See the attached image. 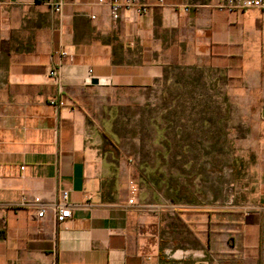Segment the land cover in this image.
I'll return each mask as SVG.
<instances>
[{"label": "crops", "instance_id": "crops-1", "mask_svg": "<svg viewBox=\"0 0 264 264\" xmlns=\"http://www.w3.org/2000/svg\"><path fill=\"white\" fill-rule=\"evenodd\" d=\"M220 1L135 0L145 14L113 20L96 0H0V264H264V7ZM174 65L204 66L255 105L261 157L243 203L141 207L133 168L102 147L88 106L125 92L154 104ZM61 190L71 216L58 224Z\"/></svg>", "mask_w": 264, "mask_h": 264}, {"label": "rangeland", "instance_id": "rangeland-1", "mask_svg": "<svg viewBox=\"0 0 264 264\" xmlns=\"http://www.w3.org/2000/svg\"><path fill=\"white\" fill-rule=\"evenodd\" d=\"M134 97L125 92L88 109L102 147L133 168L138 205L243 203L261 157L254 104L195 65L167 67L156 103Z\"/></svg>", "mask_w": 264, "mask_h": 264}, {"label": "built area", "instance_id": "built-area-1", "mask_svg": "<svg viewBox=\"0 0 264 264\" xmlns=\"http://www.w3.org/2000/svg\"><path fill=\"white\" fill-rule=\"evenodd\" d=\"M161 2V0H159ZM98 5H107L110 16L113 20H117L121 17V13L124 9H133L137 14H145L148 11V6L140 5L135 2V0H96ZM62 2L56 1L52 3V9L54 12H59L61 9ZM264 0H221L218 9L227 11H241L248 8H263ZM187 8L185 7V10ZM93 19L95 16L90 15ZM61 55H65V51L59 52ZM51 76H55V71L53 69L49 70ZM49 103L54 106L64 105L63 100L53 98L49 100ZM132 202V199H129ZM31 205L34 206L36 215L38 218L44 217L47 205L41 202L40 197L34 196L31 200ZM51 208L54 212L55 220L58 224L64 222L71 216V205L67 201V191L61 190L58 193V197ZM149 264V263H148Z\"/></svg>", "mask_w": 264, "mask_h": 264}, {"label": "trees", "instance_id": "trees-1", "mask_svg": "<svg viewBox=\"0 0 264 264\" xmlns=\"http://www.w3.org/2000/svg\"><path fill=\"white\" fill-rule=\"evenodd\" d=\"M102 136L110 142V137L106 133H102Z\"/></svg>", "mask_w": 264, "mask_h": 264}, {"label": "water", "instance_id": "water-1", "mask_svg": "<svg viewBox=\"0 0 264 264\" xmlns=\"http://www.w3.org/2000/svg\"><path fill=\"white\" fill-rule=\"evenodd\" d=\"M97 82H98V80L96 78L91 79V83L96 84Z\"/></svg>", "mask_w": 264, "mask_h": 264}]
</instances>
